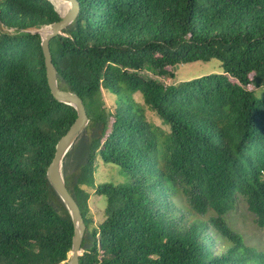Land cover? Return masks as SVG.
<instances>
[{
    "label": "trees",
    "instance_id": "obj_1",
    "mask_svg": "<svg viewBox=\"0 0 264 264\" xmlns=\"http://www.w3.org/2000/svg\"><path fill=\"white\" fill-rule=\"evenodd\" d=\"M79 2L50 43L90 119L64 161L86 223L79 264H264L228 220L242 199L264 228V0ZM60 20L49 0H0V264H61L72 249L47 169L77 111L52 94L34 32ZM214 58L221 73L159 79ZM137 93L169 126L162 142ZM98 160L129 183L96 185ZM92 189L107 199L96 225Z\"/></svg>",
    "mask_w": 264,
    "mask_h": 264
},
{
    "label": "water",
    "instance_id": "obj_2",
    "mask_svg": "<svg viewBox=\"0 0 264 264\" xmlns=\"http://www.w3.org/2000/svg\"><path fill=\"white\" fill-rule=\"evenodd\" d=\"M49 1L55 5V9L58 12L59 10L55 4L58 1L70 2L71 7L64 15L59 12L61 20L48 25L49 30L45 34L39 30L34 32L39 33L42 37L41 45L45 57L46 74L52 94L58 101L73 106L77 111V118L68 131L58 141L55 156L47 169V177L57 194L68 208L74 223L72 249L69 251L67 260L63 261L61 264H79L80 256L83 254L82 244L86 233V223L76 198L67 187L64 174V161L74 143L89 125L90 119L82 97L73 91L62 89L59 86L58 71L55 63L53 62L50 43L54 37L63 34L64 29H66L77 18L81 6L79 0ZM179 66L180 65H177L176 68Z\"/></svg>",
    "mask_w": 264,
    "mask_h": 264
},
{
    "label": "rangeland",
    "instance_id": "obj_3",
    "mask_svg": "<svg viewBox=\"0 0 264 264\" xmlns=\"http://www.w3.org/2000/svg\"><path fill=\"white\" fill-rule=\"evenodd\" d=\"M47 29H49V26H44L39 31L44 33ZM222 71L223 67L221 60L214 58L208 62L198 61L181 64L174 70V76L172 79L162 77L159 79L164 80L168 84H177L182 81H188L212 73H221ZM145 75L149 78L157 77L149 70L145 71ZM253 89L258 98L264 97V86L260 88L253 87ZM134 96L136 100L142 104L148 120L159 129L161 133L160 140L162 142L165 135L170 131L169 126L165 124L149 106L144 104L140 93H137ZM105 97L108 101V105L111 106L114 97L108 93H105ZM129 181L130 178L128 177V174L121 167L113 163H106L102 160H98L95 173L96 185H120L129 183ZM90 195L88 216L93 219L94 224L96 225L103 219V210L106 208L107 199L105 195H98L94 189L90 190ZM228 220L233 228L244 236L245 242L250 243L251 245H260L264 247V228L259 227L255 223V215L249 211L247 204L242 199L238 201L236 209L228 214Z\"/></svg>",
    "mask_w": 264,
    "mask_h": 264
},
{
    "label": "bare ground",
    "instance_id": "obj_4",
    "mask_svg": "<svg viewBox=\"0 0 264 264\" xmlns=\"http://www.w3.org/2000/svg\"><path fill=\"white\" fill-rule=\"evenodd\" d=\"M56 4V7L57 9L59 10V12L64 15L68 9L71 7V3L70 2H61V1H58L55 3ZM49 29H47L43 34H45Z\"/></svg>",
    "mask_w": 264,
    "mask_h": 264
}]
</instances>
